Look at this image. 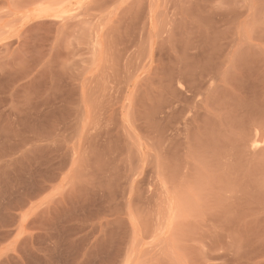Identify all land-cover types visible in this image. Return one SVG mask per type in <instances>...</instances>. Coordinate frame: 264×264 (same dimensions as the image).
Instances as JSON below:
<instances>
[{"label": "rangeland", "instance_id": "obj_1", "mask_svg": "<svg viewBox=\"0 0 264 264\" xmlns=\"http://www.w3.org/2000/svg\"><path fill=\"white\" fill-rule=\"evenodd\" d=\"M0 264H264V0H0Z\"/></svg>", "mask_w": 264, "mask_h": 264}, {"label": "crops", "instance_id": "obj_2", "mask_svg": "<svg viewBox=\"0 0 264 264\" xmlns=\"http://www.w3.org/2000/svg\"><path fill=\"white\" fill-rule=\"evenodd\" d=\"M28 217H27V224L30 225L32 224L36 218H38V216H36L35 214H29V211L27 213Z\"/></svg>", "mask_w": 264, "mask_h": 264}]
</instances>
